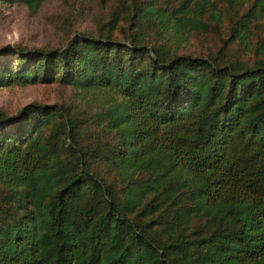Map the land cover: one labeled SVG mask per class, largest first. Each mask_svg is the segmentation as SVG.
I'll return each mask as SVG.
<instances>
[{
  "label": "trees",
  "instance_id": "1",
  "mask_svg": "<svg viewBox=\"0 0 264 264\" xmlns=\"http://www.w3.org/2000/svg\"><path fill=\"white\" fill-rule=\"evenodd\" d=\"M247 1L116 0L94 34L0 46V86L85 100L0 110V264H264V0ZM208 33L214 51L183 45ZM253 38V57L227 48Z\"/></svg>",
  "mask_w": 264,
  "mask_h": 264
},
{
  "label": "rangeland",
  "instance_id": "2",
  "mask_svg": "<svg viewBox=\"0 0 264 264\" xmlns=\"http://www.w3.org/2000/svg\"><path fill=\"white\" fill-rule=\"evenodd\" d=\"M115 2L108 0L101 4L99 0H45L36 11H31L21 2L0 5V46L17 43L25 47H59L65 45L68 38L78 31L94 34L98 24L108 19L111 4ZM251 2L248 0L246 3ZM222 32L224 36L229 34L228 29ZM249 43L244 45L243 41L232 40L227 48L230 52L239 50L243 57H253L252 46L256 45V39H251ZM183 45L192 51H203L205 48L214 51L219 47V39L213 33L192 34L188 35ZM30 101H57L64 107L74 108L85 100L70 86L58 81L26 84L13 81L0 86V110L6 113L15 112Z\"/></svg>",
  "mask_w": 264,
  "mask_h": 264
}]
</instances>
